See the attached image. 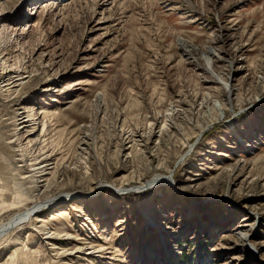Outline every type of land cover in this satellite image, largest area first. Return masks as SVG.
Returning <instances> with one entry per match:
<instances>
[{
  "label": "rangeland",
  "instance_id": "374dc122",
  "mask_svg": "<svg viewBox=\"0 0 264 264\" xmlns=\"http://www.w3.org/2000/svg\"><path fill=\"white\" fill-rule=\"evenodd\" d=\"M55 197L0 264H264V0H0V224Z\"/></svg>",
  "mask_w": 264,
  "mask_h": 264
},
{
  "label": "bare ground",
  "instance_id": "6f19581e",
  "mask_svg": "<svg viewBox=\"0 0 264 264\" xmlns=\"http://www.w3.org/2000/svg\"><path fill=\"white\" fill-rule=\"evenodd\" d=\"M99 1H100V4L102 3L103 6L108 4V2H109V0H99ZM97 2H98V0H97ZM210 55H212V53H210ZM209 61H210L209 58L205 59V62H207L208 65L210 63ZM13 75L14 74H12V73L7 74L6 77H5L6 80L3 81L5 83L4 86L6 88H9L8 89L9 91H10V89L15 88V86L17 84V81L19 80V79L15 80ZM217 83L220 84L221 82L217 81ZM224 88H225V90H227L228 89L227 85H225ZM21 109L23 110V115L27 114L26 111H25V108H21ZM27 117H28V115H27ZM18 120H20V123H18V125H17L18 128H19L18 129L19 131H22L23 129H25L27 127V123L32 121V119L26 120L24 118H19ZM15 136H16L15 141L17 142V147H18V149L21 152V154H20L21 160L20 161L22 163H24L23 166H21V167L26 166V167L30 168V170L28 169L29 170L28 171L29 175L27 176V179L29 181H31L32 184L35 183V186H36V183H39L38 180H40L41 178H44L45 175L49 174V173H46L47 170H48L46 164H47V162H49L48 161L49 157L47 156L46 160H44V161L42 160L40 162H38V158L37 157H33L32 151H33L34 148H36L35 146H36L37 142L34 143V142H32L30 140V136L31 135L28 134V132H25V133L24 132H18V133L15 134ZM23 140L26 141L24 144L22 143ZM132 141H133L134 144L136 143L135 139H133ZM43 150H44V148H39V151H43ZM45 153L46 152H42V154H45ZM30 157H33V158H30ZM50 157H52V156L50 155ZM43 162H45V163H43ZM169 183H171V181H168L165 176H162V177L161 176H156L151 181H149L146 185L144 184L143 187L141 186L142 189L137 188L136 190H141V192L140 191L139 192H140V194H142V192L146 190V189L145 190L143 189L144 187L151 188V187H155L157 185H168ZM100 187H103V186L102 185L98 186V188H96L94 190V192L98 191ZM33 188H35L36 190L40 191V188H39L38 185L36 187H33ZM131 189H133V188H131ZM126 190H128V189H119V190L117 189V191H126ZM91 194H93V191L91 192ZM72 196L75 197V196H78V194L74 193V194H70V195L69 194L63 195L64 198H68V197H72ZM60 197H62V196H60ZM60 197H55V198H52V199H50L48 201L44 200L46 202L42 201V199L37 200L36 203L34 205H32V207L27 208L23 212L16 213L6 223L0 224V240L4 236H6L7 233L11 232L12 230H14L16 228H19L22 225H25L26 223H30L31 218L32 217L35 218L33 216V213H39V212L43 211L44 209H47L51 205H54L58 200L61 199ZM35 221H38V219H35ZM48 239H51V236H49ZM243 239L246 240L247 236L243 235Z\"/></svg>",
  "mask_w": 264,
  "mask_h": 264
}]
</instances>
